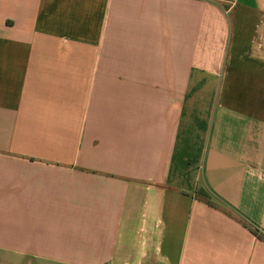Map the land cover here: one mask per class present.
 Here are the masks:
<instances>
[{
    "label": "crops",
    "instance_id": "1",
    "mask_svg": "<svg viewBox=\"0 0 264 264\" xmlns=\"http://www.w3.org/2000/svg\"><path fill=\"white\" fill-rule=\"evenodd\" d=\"M263 30L264 0H0V264H264Z\"/></svg>",
    "mask_w": 264,
    "mask_h": 264
},
{
    "label": "trees",
    "instance_id": "2",
    "mask_svg": "<svg viewBox=\"0 0 264 264\" xmlns=\"http://www.w3.org/2000/svg\"><path fill=\"white\" fill-rule=\"evenodd\" d=\"M200 194L203 195V192H201ZM207 204H208L209 206H211V207H214V204H213L211 201H209V200H207ZM255 235H257V237H258L259 239H261V236H259V235L256 234V233H255Z\"/></svg>",
    "mask_w": 264,
    "mask_h": 264
},
{
    "label": "rangeland",
    "instance_id": "3",
    "mask_svg": "<svg viewBox=\"0 0 264 264\" xmlns=\"http://www.w3.org/2000/svg\"><path fill=\"white\" fill-rule=\"evenodd\" d=\"M263 34H264V30H263ZM202 197H204L205 199H209V197L205 193H203Z\"/></svg>",
    "mask_w": 264,
    "mask_h": 264
},
{
    "label": "built area",
    "instance_id": "4",
    "mask_svg": "<svg viewBox=\"0 0 264 264\" xmlns=\"http://www.w3.org/2000/svg\"><path fill=\"white\" fill-rule=\"evenodd\" d=\"M262 179H264V174L261 175Z\"/></svg>",
    "mask_w": 264,
    "mask_h": 264
}]
</instances>
